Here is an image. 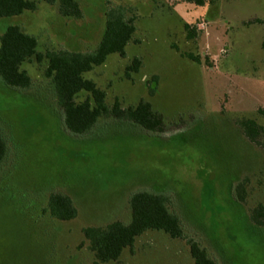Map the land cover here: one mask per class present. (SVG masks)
Here are the masks:
<instances>
[{
    "label": "rangeland",
    "instance_id": "374dc122",
    "mask_svg": "<svg viewBox=\"0 0 264 264\" xmlns=\"http://www.w3.org/2000/svg\"><path fill=\"white\" fill-rule=\"evenodd\" d=\"M28 1L35 10L1 18L0 34L18 26L42 56L94 51L105 12L123 8L135 30L122 56L109 55L83 77L104 91L108 106L149 103L165 129L146 132L100 118L90 132L72 135L44 76L46 60L23 63L28 88L0 84L7 145L0 165V264H93L82 230L127 223L130 196L138 191L166 197L183 238L148 230L105 264H194L190 240L216 264H264V232L250 228L251 211L264 205V133L251 143L239 124L251 119L264 129V0H206L203 6L75 0L79 18L61 16L58 0ZM135 58L140 67L127 78ZM85 98L80 93L75 101ZM241 182L243 202L235 194ZM54 193L70 198L74 219L49 216Z\"/></svg>",
    "mask_w": 264,
    "mask_h": 264
},
{
    "label": "trees",
    "instance_id": "16d2710c",
    "mask_svg": "<svg viewBox=\"0 0 264 264\" xmlns=\"http://www.w3.org/2000/svg\"><path fill=\"white\" fill-rule=\"evenodd\" d=\"M196 6H203L206 0H186ZM53 2V0H49ZM58 10L63 17L79 18L81 12L75 0H58ZM36 6L28 0H0V19L18 16L23 11H33ZM133 18H125L123 8H111L105 12V25L102 37L92 52L49 51L43 56L37 51V42L23 33L18 26H8L0 34V84L11 89H26L31 80L21 70L23 63L35 59L46 60L45 78L49 79L57 104L62 111L65 129L72 135L90 132L100 118H111L118 122H129L146 132L161 133L165 125L161 115L151 109L147 102H139L135 107L122 108L115 100L111 106L105 103V93L92 80L83 75L105 63L111 54L122 56L127 43L134 33ZM188 30V27L185 26ZM191 36L190 34H188ZM264 49V40L262 41ZM194 61H197L196 59ZM140 62L135 58L126 68L125 75L137 72ZM152 81L156 85L157 78ZM155 88L149 90L153 95ZM85 93L86 98L76 103L75 98ZM244 136L254 144L264 129L254 120L240 121ZM7 151L4 137L0 133V165ZM238 201L243 202L245 188L243 183L235 187ZM130 219L127 223L112 222L105 227H87L82 230L88 250L93 254V264H105L119 259L124 249L132 248L136 238L148 230L162 231L172 239L183 238V227L179 218L167 208L164 195L149 191L133 193L129 199ZM46 211L51 218L69 221L76 217V210L70 198L61 193L51 194ZM250 228L264 232V205L258 204L250 216ZM189 254L194 264H216L207 250L194 241H188Z\"/></svg>",
    "mask_w": 264,
    "mask_h": 264
}]
</instances>
